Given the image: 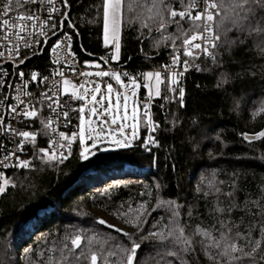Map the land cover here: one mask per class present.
Here are the masks:
<instances>
[{"label": "trees", "instance_id": "1", "mask_svg": "<svg viewBox=\"0 0 264 264\" xmlns=\"http://www.w3.org/2000/svg\"><path fill=\"white\" fill-rule=\"evenodd\" d=\"M25 3L14 0V11L27 12ZM61 3L46 42L17 59L14 75L49 76L54 71L49 51L61 37H67L71 54L84 68L96 63L106 70H153L172 63L177 53L188 61L197 56L198 49L194 56L184 55V35L164 10L166 4L184 10L176 7L177 0H120L115 60L103 40V0ZM217 3L216 21L223 20L228 31L215 29L221 39L213 57L201 58L200 67L184 75L179 85L183 106L178 91L166 92L170 76L159 84L161 95L150 105L152 122L159 126L150 133L153 145H143L147 132L141 130L130 146L96 147L87 160L80 152L88 142L78 139L69 158L49 159L41 151L49 139L47 115L44 107L37 108L31 120L35 141L25 146L28 167L5 170L0 177L5 188L0 193V264H93V255L96 264H127L126 250L134 243L140 247L133 264H264V137L259 136L264 132V11L256 8L249 14L254 20L233 25L239 0ZM181 25L191 35L190 21ZM136 82L142 107L145 80ZM146 119L141 113V124ZM245 134L257 138L247 141ZM177 224L194 242L188 252H181L169 235ZM197 229L211 237L196 235ZM221 233L242 251L224 256L223 248L210 247ZM77 237L78 247L72 243ZM256 240L261 246L247 255Z\"/></svg>", "mask_w": 264, "mask_h": 264}, {"label": "built area", "instance_id": "2", "mask_svg": "<svg viewBox=\"0 0 264 264\" xmlns=\"http://www.w3.org/2000/svg\"><path fill=\"white\" fill-rule=\"evenodd\" d=\"M6 2L7 0H0V177L5 170L24 168L19 166V161L26 160L30 162V157L25 146L26 144L33 143L31 139V120L35 116H25L23 114L25 110H35L37 113L38 109L44 107L47 115L49 135L45 147L48 153L47 156H50L55 151L56 159L61 161L66 160L61 159V152L69 158L74 141L72 142L70 150L67 147L58 148V143L67 145V141L63 140L59 133L64 132L66 136L71 137L75 131L78 136L79 115L75 100L68 93L62 92V86L82 82L84 75H81V73H84L86 69L71 54L67 37H61L49 51V61L54 68V71L49 76L34 80L27 79L20 74L14 75L15 69L20 64L17 63V59L24 53H35L39 51L46 42L49 23L53 18L61 14L62 3L61 0H36L35 4L30 2L24 4L27 12H15L14 6H12V10L7 16H4L2 14L3 5ZM197 2L198 7L191 10L193 15L196 11H200L203 8L202 0H197ZM30 13H34V17H38V19L34 18L31 21L17 20L18 16ZM5 19L9 21L8 26L2 23ZM25 24L27 26L21 31V26ZM13 25L16 26L13 27ZM196 43H201L203 47L202 41L197 40ZM212 49L209 45L210 54H205L202 49H198L196 58L189 61L188 70L184 72V75L190 70L198 69L201 58L211 59L213 57ZM176 56H179L181 63L174 66L173 71L179 73L183 71V61L185 59L181 53H177ZM168 65H172V63ZM165 66L153 70L132 71L126 68H109L107 70L119 73L124 80H131L130 77H136L137 79L143 78L145 80L144 85H147V87L145 86L146 94L143 96L145 102L142 110L144 113L146 105L150 113V105L153 98L152 96L149 98L147 95V88L152 87L155 75L151 79H145L144 74L161 72V80L163 81L165 79ZM125 72L129 73L130 77H124L123 73ZM172 74V71L166 73L171 78ZM183 77H178L179 85L181 86L183 85ZM64 81H68V83L66 84ZM91 81L93 83H101V78L92 77ZM48 105H51V108ZM13 107L16 108L15 113L12 111ZM63 112L69 113L67 118L63 116ZM23 131L31 134L28 140H25L23 136L19 135ZM21 144H23V150L20 149ZM143 145L148 146L153 144L147 143L145 139ZM5 156L8 159H5Z\"/></svg>", "mask_w": 264, "mask_h": 264}, {"label": "snow or ice", "instance_id": "3", "mask_svg": "<svg viewBox=\"0 0 264 264\" xmlns=\"http://www.w3.org/2000/svg\"><path fill=\"white\" fill-rule=\"evenodd\" d=\"M13 2L14 0H7L6 3H4L3 5V15L7 16L8 13L12 10V6H13ZM16 4L19 5L20 4V0H15ZM27 2L36 3V0H27ZM161 2L163 3L164 0H161ZM203 3V8L200 11H196L195 14L193 15V12L191 11L192 9H196L198 7V2L197 0H177V5L176 7L178 8L180 5L184 6V10H175L172 6L170 5H165V11H167L168 15L171 17V23H174L177 28H179L182 32V34L184 35V39H183V46H184V55L185 56H194V49H202L203 52L205 54H210L209 53V45L212 48H215L217 46V42L220 41L221 36L219 31H216L215 29H221L223 28L224 32H227L228 29L223 27V20L217 22L216 21V17L220 15V13L218 11H216V9L219 7L217 0H202ZM119 4H120V0H115V3H113V0H103V13H104V27H105V43H108V38H107V30H108V24H109V10L111 8L112 10V17H113V24H116V16L118 15V9H119ZM256 8H260L262 11H264V0H239V3L235 6L234 11H235V16L231 18V23L233 25H238V24H242L245 20H254L255 17H249L250 13H254ZM177 17H179V19H177ZM34 18L38 19V17H34V13H30L27 15H20L17 17V20L20 21H31ZM190 21L191 27L189 28V32L191 33V35H188L187 33L183 32V27L181 25L182 21ZM262 20H264V17H262ZM3 25L8 26L9 21L7 19L2 21ZM16 25H13V27H15ZM27 25H23L21 26L20 30L23 31V28L26 27ZM165 25L162 23L161 27H164ZM262 30H264V28H262ZM197 40H200L203 42V47L201 43H195ZM227 42V41H225ZM57 47H59V45H57ZM116 47V52H119V48L120 45L119 43H117L115 45ZM55 50V49H54ZM110 59H118V56H111ZM107 62V61H105ZM181 63L179 56H175L173 58V62L172 65H166L165 66V80H167V75L166 73L169 71H172V78L170 83L166 84V92H172V93H177L178 91V97H179V102L181 104V106H183L184 104V89L182 87H179V78H182L184 75V72H186L188 70V66H189V61L188 60H184L183 61V71L176 73L175 71H173L174 66L179 65ZM98 67V65H97ZM20 75H23V73H20ZM81 75H91V73H81ZM96 76L98 77H107L110 75V73L108 71H99L95 73ZM113 78L115 79V81H117L118 83L121 82V76L119 74H112ZM153 75H155V78L157 80L158 83H164V81L161 80V72H156L155 74L149 72L144 74L145 79H151L153 77ZM124 77H130L129 73H123ZM35 74H33L32 79H35ZM47 79V78H45ZM131 79V84L132 86H136V77H130ZM64 83H68V81H64ZM147 87V85H145ZM96 92H99V86H97V88L95 89ZM107 91L109 93H111L113 91V85L111 83L107 84ZM133 95H135V92H133ZM152 93L149 92V98H151ZM156 96H160L161 95V91L159 88H157ZM175 97H168L167 95L164 96V99H167L169 101H171L172 99H174ZM120 97L117 96V100L119 101ZM127 100L128 97L124 96V107L125 109H127ZM92 101H96V97L95 95L92 96ZM100 103H103V97L101 98ZM163 106V105H161ZM48 107L51 108V105H48ZM117 108L120 107L119 103H117L116 105ZM12 111L15 113L16 112V108L13 107ZM97 112V109L95 107H92L90 109V114L95 115ZM79 120L81 122V124H83L84 122V107L79 108ZM105 113H107V110H105ZM25 116H29V117H34L37 115L36 111H28L25 110L23 113ZM69 115L68 112H63V116L65 118H67ZM143 115L145 117H147V122H146V127L149 130V132H155L157 130V128L159 127L158 125H155L152 122L151 119V115L147 109V106L145 105V111L143 113ZM136 117V110L133 109V118ZM125 120L128 119V117L125 115L124 117ZM117 123V119L116 118H112L111 120V124H116ZM104 124H107V121H104ZM127 125L125 124H121L119 125V132L122 134L124 131V128ZM48 128V125L45 124V130ZM132 128V132H131V138L132 139H136L137 137V124H133L131 125ZM101 133L104 132V128H101ZM117 131V129H111L110 128V132L115 133ZM20 136H23L25 138V140H28V138L30 137V133L27 131H23L19 133ZM60 137L67 141V145L64 144H57L58 148H65L67 147V149H71V145L72 142L74 140H79L80 144H85V132L83 127L80 128L79 131V135L77 136V133L74 131L72 133L71 137H68L65 135L64 132H60L59 133ZM259 136L264 137V132L259 133ZM88 138L90 140H92V144L91 146H85L83 147L82 151L80 152V156L81 158L87 160L89 158H91L92 155H94L95 153L92 151L93 148L96 147V142L105 138L102 137L100 134H97L95 136H93L91 134V132L88 135ZM244 138L246 140H251L254 139L256 137H251L248 136L247 134H245ZM32 141H35V136L32 135L31 136ZM113 142L117 145H122V146H130L131 141L129 140V138L127 136H125L123 139H114ZM147 143L149 144H154L156 143V140L154 137H152L151 135L148 136L147 139ZM20 149L23 150V144L20 145ZM98 150V149H97ZM42 152H44L45 155H48L47 151L44 149H41ZM60 157L61 159H67V155H65L63 152L60 153ZM49 159H56V153L55 151H53L51 153L50 156H48ZM5 159H8L7 156H5ZM17 159H19L17 157ZM29 162L26 160L23 161H19V166L21 167H28ZM4 185H7L9 183V181L7 179L3 180ZM5 191L4 187H0V193H3ZM218 211L223 212L224 209H218ZM101 224L105 223V221L101 220L99 221ZM109 227H112L111 225H109ZM261 233H264V225H262L261 229H260ZM153 235H157L156 233H153ZM169 235L174 237V242L178 245L181 246L180 251L181 252H188L192 249V245H193V240L190 239L189 237L184 235V228L182 226H179L178 224L175 225V227L173 229L170 230ZM196 235H202L205 238H209L211 237V234L206 231V230H201V229H197L196 230ZM162 238H164L162 236ZM79 242H80V238L77 237L76 239H74L72 241L73 245H76L77 247L79 246ZM254 246L252 248V251L250 253H247V255H251L252 252H255L257 248H259L261 246V242L259 240L256 241H250ZM201 243H203V241H201ZM140 247L139 244H133L131 249L126 250L128 251L130 254L127 256V264H133V259L136 253V250ZM210 247H216V248H223V251L220 253L221 255L224 256H229L231 253L237 252V251H242V249H240L236 243H232L229 242V238L224 234L221 233V237L220 240H216L215 238L212 239V244L210 245ZM172 255H179V253L177 252H173ZM91 260L93 262V264H95L97 257L95 255H93L91 257Z\"/></svg>", "mask_w": 264, "mask_h": 264}, {"label": "rangeland", "instance_id": "4", "mask_svg": "<svg viewBox=\"0 0 264 264\" xmlns=\"http://www.w3.org/2000/svg\"><path fill=\"white\" fill-rule=\"evenodd\" d=\"M113 3H115V0H113ZM120 5L118 9V15L116 16V24H113V17H112V10L110 8L109 10V24H108V30H107V38L108 43H105V27L103 30V40L104 44L112 48V54L111 56H116V47L115 45L119 43L120 38ZM98 64H92L88 66L84 73H91V75H84V80L80 82L79 84L74 85H63L62 86V92L68 93L76 102H78V115L79 108L84 107V122L81 124L78 116V125H79V131L80 128L83 127L85 132V143L88 141L86 146H91L92 140L88 138L89 133L93 136L100 134L102 137H105L99 141L96 142V147L102 148L104 150H112L117 148H125V146L117 145L113 142L114 139H123L125 136L129 138V140L132 142V139L130 138V133L132 132L131 125L137 124V134L140 133L141 130L148 132L145 139H148L149 130L146 127V123L141 124L140 122V114H143L142 107L138 103V84L136 82V86H132L131 81L124 80L121 78V82L115 81L112 74H119L115 71H109L106 69H102ZM99 71H108L110 73L107 77H98L95 75L96 72ZM92 77H98L103 79H107L106 83L102 85L100 82L93 83L91 81ZM164 81V80H163ZM111 83L113 85V91L109 93L107 91V84ZM159 84L155 78L154 82L152 83L151 88H147L148 96L149 92L152 93V98H154L156 95V90L159 87ZM99 86L100 91L96 92L95 89ZM133 92H135V95H133ZM95 95L96 101H92V96ZM117 96L120 97L119 101L117 100ZM124 96L128 97L127 100V109H125L124 104ZM103 97V103L101 104V98ZM119 103L120 107L117 108L116 105ZM92 107H95L97 109V112L95 115L90 114V109ZM133 109L136 110V117L133 118ZM105 110H107V113H105ZM125 115L128 117L127 120L124 119ZM112 118L117 119L116 124H111ZM147 118V117H146ZM104 121H107V124H104ZM147 122V119H146ZM125 124L127 125L124 128L123 133L121 134L119 132V125ZM101 128H104V132L101 133ZM111 129H117L115 133L110 132ZM95 147V148H96ZM128 147V146H127ZM3 187V186H2ZM144 209L140 208V212H142ZM46 211H41L40 215L45 213ZM28 227V226H27Z\"/></svg>", "mask_w": 264, "mask_h": 264}, {"label": "water", "instance_id": "5", "mask_svg": "<svg viewBox=\"0 0 264 264\" xmlns=\"http://www.w3.org/2000/svg\"><path fill=\"white\" fill-rule=\"evenodd\" d=\"M248 136H251V137H256L257 138V135H248ZM130 138H131V133H130ZM132 139V138H131ZM245 139V138H244ZM255 139V138H254ZM254 139H251V140H247V141H252V140H254ZM246 140V139H245ZM106 227L108 228V229H111V230H116L114 227H109V226H107L106 225ZM95 264H96V262H95Z\"/></svg>", "mask_w": 264, "mask_h": 264}]
</instances>
